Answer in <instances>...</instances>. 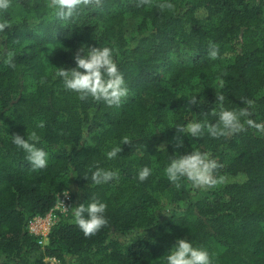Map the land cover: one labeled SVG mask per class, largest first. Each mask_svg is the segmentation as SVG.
I'll return each mask as SVG.
<instances>
[{
    "label": "trees",
    "instance_id": "16d2710c",
    "mask_svg": "<svg viewBox=\"0 0 264 264\" xmlns=\"http://www.w3.org/2000/svg\"><path fill=\"white\" fill-rule=\"evenodd\" d=\"M50 2L10 0L0 13L11 25L0 33V264H163L178 238L206 249L213 264H264V132L245 125L195 138L176 128L217 123V95L231 110L251 101L249 118L264 124V0H90L68 21L52 15ZM82 44L114 50L129 90L119 107L81 100L56 76L74 66ZM31 131L49 154L35 171L12 143ZM119 144V156L107 159ZM194 149L219 163L223 182L201 189L167 180L169 156ZM145 166L152 174L140 182ZM96 167L118 178L96 185ZM67 189L68 207L107 205L94 236L70 209L55 208ZM50 211L45 236L29 231Z\"/></svg>",
    "mask_w": 264,
    "mask_h": 264
},
{
    "label": "clouds",
    "instance_id": "9594fccd",
    "mask_svg": "<svg viewBox=\"0 0 264 264\" xmlns=\"http://www.w3.org/2000/svg\"><path fill=\"white\" fill-rule=\"evenodd\" d=\"M90 0H51L48 5L52 9V15L61 20L72 19L75 11L82 5L87 6ZM10 7V0H0V13L5 12ZM162 9H171V3L161 4ZM11 25L5 20H0V33ZM208 57L216 59L218 47L210 44ZM13 53H8L9 66L12 65ZM73 67H57L56 76L62 80L66 90L78 94L79 99L85 100L91 97L93 100L103 101L107 106L119 107L128 96V87L125 78L114 60V50L109 46H85L81 45L73 55ZM222 86V85H221ZM223 95H217L216 101L219 103L218 122L210 124L208 122L191 121L183 126L176 127L182 134L187 133L191 137L200 138L204 132L212 138H219L228 134L241 132L245 125L255 127L264 132V124L254 123L249 117V108L252 102L246 101L248 107H241L238 111L225 108ZM197 97L192 96L189 104L196 105ZM38 127L43 128V123ZM129 143L128 138L122 140ZM121 142V143H122ZM12 143L26 154L27 161L31 164L33 171L43 169L48 164V152L40 147V136L36 131H31L23 137L19 134L12 135ZM121 144L114 146L105 153L107 159L117 158L121 151ZM183 141L176 138V147H182ZM159 148H163L162 146ZM158 148V149H159ZM220 167L219 163L211 157L210 153L194 149L186 154L173 153L169 156V162L164 169L167 180L176 188L181 187V181L187 180L193 188H212L223 182V178L215 175ZM152 174V169L145 166L137 173L140 182L145 181ZM118 178V171L96 167L91 174L94 184L100 185ZM67 196V191H63ZM65 208V207H64ZM107 205L99 200L93 199L87 205L80 203L75 207H68L71 210L78 227L85 237L94 236L102 227L107 224L105 216ZM163 264H213V259L209 252L201 247L194 246L188 239L178 238L164 257Z\"/></svg>",
    "mask_w": 264,
    "mask_h": 264
},
{
    "label": "built area",
    "instance_id": "2783aa9c",
    "mask_svg": "<svg viewBox=\"0 0 264 264\" xmlns=\"http://www.w3.org/2000/svg\"><path fill=\"white\" fill-rule=\"evenodd\" d=\"M68 200H69V194L65 196L62 194L55 205V208H59L61 211H67L65 208H68ZM65 207V208H64ZM54 214L52 211L48 212L44 217L42 216H35L29 221V231H31L34 234L45 236L53 223ZM55 260L54 258L49 259L48 264H54Z\"/></svg>",
    "mask_w": 264,
    "mask_h": 264
}]
</instances>
